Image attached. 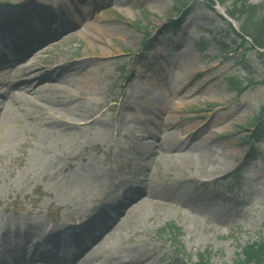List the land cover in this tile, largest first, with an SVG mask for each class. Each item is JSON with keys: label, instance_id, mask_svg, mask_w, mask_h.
Wrapping results in <instances>:
<instances>
[{"label": "rangeland", "instance_id": "1", "mask_svg": "<svg viewBox=\"0 0 264 264\" xmlns=\"http://www.w3.org/2000/svg\"><path fill=\"white\" fill-rule=\"evenodd\" d=\"M263 1L223 0L221 3L213 1V6L206 0H184L182 4L186 6L182 7L174 0H135L132 6L123 3L111 7L105 6L103 0H0V21L7 16L24 19L23 15L37 12L47 22L50 20L47 30L51 35L70 25L62 37H55L42 46H46L47 50L41 53L38 62L47 65V70H53L56 68H52L53 64L65 61L95 70L105 88L104 97L85 99L84 88L78 85L67 105L87 103L93 107L90 114H98L97 120L104 121L106 125L120 122L118 118L125 108V121L129 126H134V135L147 134L149 123L146 118L153 114L148 110L139 114L138 118L132 117L136 114L135 109L123 106L124 86L129 80L134 88L153 91L160 97L159 100L163 99V107L171 108L170 114L176 119L181 115L205 113L200 124L212 109L224 112L238 108L236 113L224 116L222 125L225 129L214 143V146H221L235 155L233 159L229 158L231 168L225 172L223 179L219 183H181L182 186L177 188L192 202L216 204L221 211V224L206 221L188 236L183 208L178 210L143 204V208L133 216L137 220L136 226L131 225L128 219L126 223L131 227L129 233L132 239L138 240L145 252L152 254L150 264H192L199 254L208 255V264H236L241 246L264 241V129L260 141L255 142L260 136L255 125L260 124L264 128V48L253 49L250 42L233 38L228 25L230 23L238 30V22L228 15L233 7ZM216 6L223 12L217 11ZM174 39L179 41L182 49L188 50L186 55H169L173 52L171 40ZM153 48L160 54L154 55ZM86 56L91 58L81 60ZM217 64L219 66L207 76L211 78L207 86L192 94L190 103L184 108L175 109L176 81L181 78L182 81L189 80L193 81V85H198L201 77L205 76L201 74L203 68ZM42 75L40 73L35 77ZM229 79L238 82L237 89L229 87ZM50 82L56 81L43 79L38 81V85ZM189 87L187 85L185 89ZM43 110H33L31 120L20 116L21 127L10 119L0 130V133L14 134L10 139L0 138L1 184L26 171L10 190L1 195L0 210L6 206L8 211L22 214L27 209L38 208L46 218V226L61 223L62 215L60 211H55L63 197L61 194L66 189L76 191L82 187L87 191V188H91L86 169L79 173L74 171L81 158L84 161L97 158L99 166L107 172L104 179L109 181L107 187L104 184L105 192L96 194L91 202L90 215L103 209L112 214L115 208L122 207L119 206L120 196L113 195L115 186L125 177L133 180L142 168L139 163L134 165L133 161H127L125 154H121L123 150L117 148L113 139L94 137L95 124L79 127V135L67 144L47 140L54 149L64 151V157L58 158L55 169L59 181L53 175H42L28 167L27 159L33 158L35 151H41L38 131L44 124L40 123L39 117L41 112L42 116H49V110ZM183 124H187V121ZM137 146L135 144L129 152L132 153ZM153 177L167 184L173 175L171 169L161 164ZM247 180L249 188L245 186ZM94 187L93 183L92 192H96ZM163 187L168 188L159 184L158 190L163 191ZM214 187L221 197L212 201L209 195ZM236 196L246 197L251 206L244 202L236 203ZM138 197L139 200L145 195ZM64 221L67 225L75 222L67 217ZM133 227L137 230L133 231ZM28 231L35 233L38 229ZM134 240L125 239L124 243Z\"/></svg>", "mask_w": 264, "mask_h": 264}, {"label": "bare ground", "instance_id": "2", "mask_svg": "<svg viewBox=\"0 0 264 264\" xmlns=\"http://www.w3.org/2000/svg\"><path fill=\"white\" fill-rule=\"evenodd\" d=\"M123 3H130L132 6L135 0H103L105 6L111 7H117ZM216 9L223 12V9L219 7ZM16 16L19 17V15ZM23 16L24 19H12L7 16L0 21V27L5 28L0 29V97H3L0 100V130L1 128L3 130L7 120L11 119L21 127L20 116L23 119L29 117L31 120L33 110H49L48 117L42 116V112L39 117L40 123L44 124L42 129H38L42 147L41 151H35L32 154L33 158L27 159L28 167L42 175H53L55 180L59 181L55 169L58 166V158L64 157V151L54 149L47 140L51 139L55 144L57 142L67 144L79 135V127H90L95 124L97 127L94 130V137L113 139L117 148L123 150L121 154H125L126 160L133 161L134 165L139 163L142 171L138 172L133 180L124 179L115 186L113 195L122 197L119 202V206L122 207L115 208L112 214L103 209L95 215H90L93 207L91 202L96 198V194L102 195L105 192L104 184L109 182L104 179L107 172L104 167L99 166L97 158L89 161L81 158L79 166L74 169L78 173L86 169L85 173L89 174L91 188H87V191L82 187L76 191L66 189L61 194L63 197L61 196V201L55 208V211H60L62 215L61 223L51 227L46 226V218L38 208L27 209L20 214L16 211H8L6 206L2 207L0 210V264H31L30 262H35L34 264H150L152 254L145 252L138 240L132 239L129 233L131 227L126 223L129 221L131 225L136 226L137 220L133 216L143 208V204L178 210L183 208L184 220L188 223L186 229L188 236L196 232V229L206 221L216 222V225L221 224V211L217 208L218 206H215L216 204L203 201L192 202L186 194L178 192L177 188L182 186L181 183H205L206 181L219 183L223 179L225 172L231 168L228 160L230 157L233 159L235 155L221 146H214V143L222 136L225 129L222 125L224 116L236 113L238 108L224 112L212 109L206 120L200 124L199 121L205 113L181 115L176 119L170 114L171 108L163 107V99L159 100L160 97L153 91H141L134 88L132 81L129 80L124 86L123 106L127 109L130 107L135 109L136 114L132 117H140L148 110L156 117L149 115L146 118L149 123L146 135H134V126H129L125 121V108L122 109V114L118 118L120 122L115 121L113 124L106 125L104 121L97 120L98 114L95 112L90 114L93 107L87 103L67 105L78 85L83 86L86 93L85 99L104 97L105 88L101 85L100 77L95 70L82 68L81 64L72 61L53 64L52 68H56L47 70V65L38 62L41 53L47 50L46 46H42L55 37H62L70 25H65L51 35L47 30L50 20L48 22L44 20L42 14L33 12L31 15ZM60 21L61 18H59ZM171 42L173 52L169 55H186L188 50L182 49L177 39ZM153 54L159 55L160 52L154 50ZM88 58L91 57H82L81 60H89ZM218 66L219 64L214 67H204L201 74L205 76L201 77L198 85H193V81H182L179 78L174 85V96L177 100L174 108L180 110L190 103L192 94L207 86V82L211 79L207 76L213 68ZM40 73L43 75L36 78L35 76ZM43 79L56 82L39 86L38 81ZM187 85L190 87L185 89ZM184 121H187V124H183ZM160 131H163V134H160ZM13 136L14 134L10 132L0 133L1 139H10ZM135 144L138 148L132 149L134 150L132 153L129 152ZM161 164L171 169L173 175L167 184L160 183L153 177ZM25 172H20L13 180H9L10 182L5 180L3 184L0 179V197L6 190H10L12 184L20 180ZM207 178L209 180H201ZM93 183L96 192H92ZM159 184L168 188L163 187L165 189L160 191ZM245 184L247 188L250 187L249 180ZM120 186L124 188L118 191ZM140 195L145 197L138 200ZM209 196H212L210 197L212 201L221 197L215 187ZM234 200L238 204L244 202L247 206H251L246 197L236 196ZM65 217L75 222L67 225L64 221ZM26 228L28 230L37 228L38 232L34 233ZM132 229L137 230L135 227ZM125 239L134 241L125 244ZM30 248L31 253L28 252ZM5 252L6 255H4ZM66 253V256L58 255Z\"/></svg>", "mask_w": 264, "mask_h": 264}, {"label": "trees", "instance_id": "3", "mask_svg": "<svg viewBox=\"0 0 264 264\" xmlns=\"http://www.w3.org/2000/svg\"><path fill=\"white\" fill-rule=\"evenodd\" d=\"M176 4L181 5L184 0H174ZM209 1L213 5L212 0ZM221 3L223 0H215ZM186 5L182 4V7ZM228 15L238 22V31L228 23L231 28V35L235 39H240L242 42H250L251 48H264V1L258 4L242 3L237 7H233ZM228 37V36H226ZM225 37V38H226ZM231 37V36H229ZM238 82L234 79L228 80L230 88L237 89ZM263 127L260 124L255 125V130H258L255 142H259ZM254 142V143H255ZM252 149L253 146H252ZM208 255L199 254L197 260L192 264H208ZM236 264H264V241L247 243L240 247V252L236 258Z\"/></svg>", "mask_w": 264, "mask_h": 264}]
</instances>
